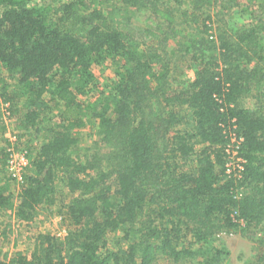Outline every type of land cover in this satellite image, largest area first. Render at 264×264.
Wrapping results in <instances>:
<instances>
[{
    "label": "trees",
    "instance_id": "1",
    "mask_svg": "<svg viewBox=\"0 0 264 264\" xmlns=\"http://www.w3.org/2000/svg\"><path fill=\"white\" fill-rule=\"evenodd\" d=\"M38 1L0 0V105L31 155L16 200L0 187V264H222L220 234L252 239L264 264V0ZM88 120L96 141L80 150ZM5 131L0 115L2 165ZM42 206L62 234L3 252L10 218Z\"/></svg>",
    "mask_w": 264,
    "mask_h": 264
},
{
    "label": "rangeland",
    "instance_id": "2",
    "mask_svg": "<svg viewBox=\"0 0 264 264\" xmlns=\"http://www.w3.org/2000/svg\"><path fill=\"white\" fill-rule=\"evenodd\" d=\"M65 1L66 0H39L38 4L42 7H46L47 5H49L51 11L53 12L54 9H57L59 5ZM136 24L137 27H140L142 24V20L139 19ZM95 73L99 75L100 79H102V83H106L105 80H108L109 77L112 76V72L109 69L106 71L96 70ZM193 78V70H186L183 75V79L185 81H191L193 80ZM7 85H9L8 90L14 88L13 83L12 81L10 82V80L7 81ZM94 97H83L81 98L80 103H83V107H85L88 102L94 101ZM247 103L248 106L251 107L254 102L251 99H248ZM0 115L2 116V122L6 129L4 137L9 142V145L5 146L8 153L15 154L18 157L16 159L17 161L22 159L26 163L27 168L31 162V155L27 153V150L25 148L28 135L20 142H17L16 135L20 134L21 132L17 127L15 117H10L9 112L6 110V104L0 105ZM86 122L87 123L85 127H83L79 132L80 150L92 146L96 141V137L94 134V121L88 120ZM42 140V133L40 132L37 136H32L31 145L33 144V146L38 147L41 144ZM0 147H2V145H0ZM26 168L24 169V174ZM24 174L22 178L23 182ZM20 186L21 184L11 175L8 170L7 159L5 165H2V161L0 160V187H3V189H5V194L11 195V197L14 198L15 201ZM58 190L59 198H65L66 193L63 192V184L61 182L59 183ZM37 212L39 216L29 224H22L10 218V220L14 224V233L12 236L7 238V241L5 243L2 244L1 250L3 252L13 253L16 251H21L24 254L29 255L33 248V237L36 234L45 232H49L52 234L56 233L58 235L62 234L64 227L61 224L60 218L56 213L57 206H53L52 208L42 206ZM1 213L3 214L5 212ZM9 217L10 216H8L7 214L5 215V219H9ZM214 244L218 247H224L225 251L228 253L222 264H256L255 259L259 251L255 243H253L252 239L250 238L239 234H220L217 236L216 240L214 239ZM185 260L186 259H183V261L173 263L169 260L160 258L155 264H196L195 262L189 263Z\"/></svg>",
    "mask_w": 264,
    "mask_h": 264
},
{
    "label": "built area",
    "instance_id": "3",
    "mask_svg": "<svg viewBox=\"0 0 264 264\" xmlns=\"http://www.w3.org/2000/svg\"><path fill=\"white\" fill-rule=\"evenodd\" d=\"M242 142V138L236 137L234 134H230L229 144L225 147V154L227 157V162L225 164V172L227 175H233L234 178L239 179L241 172L243 171L244 161L238 157V146ZM18 155V154H17ZM18 157L9 153L7 158V167L11 175L20 183H23L24 169L26 168V163L20 159L17 161Z\"/></svg>",
    "mask_w": 264,
    "mask_h": 264
}]
</instances>
